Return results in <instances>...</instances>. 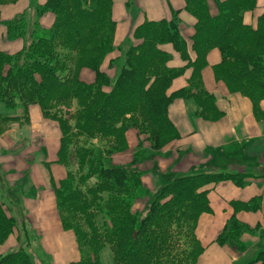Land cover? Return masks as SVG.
<instances>
[{
    "label": "trees",
    "instance_id": "16d2710c",
    "mask_svg": "<svg viewBox=\"0 0 264 264\" xmlns=\"http://www.w3.org/2000/svg\"><path fill=\"white\" fill-rule=\"evenodd\" d=\"M16 1L0 0V6ZM210 2L215 14L210 12ZM256 2L185 0V11L196 20L189 39L181 32L179 11L170 19L144 21L131 36L138 44L128 48L112 80L101 70L114 51L117 24L112 0H46L36 5L32 18L22 13L8 23V38L23 39L27 47L15 54L0 51V105L9 111L0 114V121L24 118L27 122L29 106L37 105L44 118L58 123L57 162L67 169V175L54 186V192L64 229L74 232L82 254L73 264H99V253L105 247L111 248L115 264L196 263L202 248L195 226L199 215L209 211L203 188L221 180L243 186L246 176L177 175L145 192L143 172L109 164L108 157L127 148L123 134L130 124H137L135 114L150 115L161 132L171 127L167 135L174 132L168 118V106L174 99L193 98L198 114L206 118L220 115L215 97L204 90L201 80L206 56L213 48L221 54L214 69L216 79L223 80L230 91L250 98L258 110L264 99V11L254 26L243 20ZM48 12L54 20L46 29L38 20ZM164 44H171L180 54L183 66H169L172 55L162 48ZM123 47L127 48V42ZM81 66L95 73L94 82L80 79L77 70ZM187 69H191L188 87L201 95L188 87L167 95L172 81ZM144 196L148 201L142 211L134 212L135 199ZM4 208L0 199V238L10 232L9 222L13 223ZM192 222L193 227L189 226ZM239 233V223L232 220L217 242L222 244ZM22 248L1 255L0 264H34ZM249 264H264V247Z\"/></svg>",
    "mask_w": 264,
    "mask_h": 264
},
{
    "label": "crops",
    "instance_id": "0c3cea01",
    "mask_svg": "<svg viewBox=\"0 0 264 264\" xmlns=\"http://www.w3.org/2000/svg\"><path fill=\"white\" fill-rule=\"evenodd\" d=\"M32 1L34 5H43L46 2L20 0L13 5L17 8L15 12L10 6L2 9L1 18L5 21L4 26H0V51L15 54L22 49L19 39L12 42L7 39L5 22L24 13ZM112 4L113 19L117 24L115 37L120 36L119 40L131 38L134 29L146 20L170 19L174 11H179L183 36L189 39L194 33L196 20L185 11V0H112ZM263 11L264 0H257L256 8L244 14V24L254 26ZM210 12L216 13L212 2ZM53 20V14L48 12L39 18L38 24L47 29ZM123 39L121 43L124 42ZM162 48L173 55L169 62L170 67H181L185 64L172 47ZM193 55L191 53L192 58ZM220 62L221 54L217 48H213L208 52L206 66L201 71L203 88L215 97L220 119L212 122L199 117V108L193 99L174 100L168 106V118L180 133V139L175 143L177 151L185 157L196 158L191 162L192 165L183 169V175L230 173L246 176L243 186H238L231 180H221L203 188L207 191L209 211L200 214L196 223L195 236L202 252L195 264H249L264 247V99L259 102L256 111L250 98L229 93L225 84L215 77L214 69ZM83 76L84 74L80 75L83 82H93V78L87 80ZM189 77L190 70H187L175 78L168 92L186 87ZM1 112L9 113L0 105ZM41 118L43 119L40 107L29 106L28 127L33 129L31 126H38ZM24 120L22 118L17 122L26 123ZM55 131L52 138L39 136L44 137L39 156L37 152L35 155L26 152L27 144L18 148L20 152H15L18 150L16 148L12 153L8 152L5 145H0V167L7 174L6 180L15 185L12 177L17 176L19 181L18 191L23 196V200L19 202L23 212L21 223L28 236V240L22 238V241L24 246H30L28 254L34 264H73L80 259L76 240L70 231L65 232L61 228L54 205V186L57 187L67 175L66 168L57 162L60 136ZM24 137L30 140V132ZM8 138L13 139L12 136ZM29 143L31 146L32 143ZM170 148L169 146L168 149ZM205 154L206 159L211 156L210 159L214 157L213 160L206 162ZM218 157H222L229 164L223 166L221 171L208 170L207 165L214 163ZM230 162H236L237 165L231 167ZM202 165L206 167L202 168ZM3 187L0 180V190L4 191ZM254 200L257 201L256 204L251 203ZM234 203L248 204L250 207L236 208ZM232 220L240 225L239 235L222 244L218 243V237ZM99 260L101 264H115L112 251L108 247L100 251Z\"/></svg>",
    "mask_w": 264,
    "mask_h": 264
},
{
    "label": "rangeland",
    "instance_id": "374dc122",
    "mask_svg": "<svg viewBox=\"0 0 264 264\" xmlns=\"http://www.w3.org/2000/svg\"><path fill=\"white\" fill-rule=\"evenodd\" d=\"M18 1L7 3V4L0 6V26H4V21H5V19L1 18L2 9L4 7L10 6L12 7L13 12H15L17 8H14L13 5H15ZM24 13L25 15H27V18H32V16H35V13H37V8H36V5H34L33 1L29 5V8L24 11ZM9 22L10 21L5 22L6 27ZM119 38L120 36H118L117 38L115 37L114 47H113L114 51L110 55H108V57H110L109 60L104 61L101 66V70L105 72L110 77L111 80L114 79L116 72L117 71L119 72L120 65H121L120 62L121 60L122 61L124 60V56L126 55L128 48L131 47L132 45L138 44V40H135L133 38L132 40L131 38H127V37L124 39L121 38L120 40ZM7 39L12 42L14 40H18L19 38L14 39L12 38V35H10L9 38L7 36ZM122 39L124 42H127V48L123 47V42L121 43ZM19 40L20 42H22V48L23 46L27 47V43L25 40L23 39H19ZM165 46L173 47L171 44H164L162 47H165ZM175 53L181 60L180 54L177 52ZM172 58H173V55H172ZM115 62L116 64H114ZM187 70H190V75H191V69H187ZM77 73L79 77L80 75L84 74L83 77L86 78L87 80L92 79V78H93V82L95 80V73L87 67L81 66L80 68H78ZM216 80L223 82L229 93L241 94L239 92L230 91L228 85L223 80H219V79H216ZM186 87H188V82H187ZM169 89L167 90V95H171L172 93L178 91L176 90L174 92L169 93L168 92ZM188 89H190V91H192L193 93H196V95H199V96L201 95L199 93V90L194 87L190 86L188 87ZM179 99H193V98H179ZM198 100H199V97H198ZM163 102L165 103V101ZM194 102L196 101L194 100ZM142 114L144 113L142 112ZM198 116L208 121H212V122L219 120L221 117V115H218L216 119H209L200 114ZM211 117H213V115ZM134 120L135 121L137 120V124L133 125V123L130 122L132 124L128 126V128L125 130L123 134L127 148L124 151L118 150L116 152L110 153L108 157L109 164H112L114 166L129 165L131 169L143 172L141 176V187L145 192L154 191L160 185V183L165 179H168L172 176L185 174L183 173L185 171L183 169L189 167V165H192L191 162H193L196 158L194 159L191 156L185 157L182 153H179V151H177V149L175 148V143L180 139V133L177 131V129L175 128V131L169 135L167 134L171 132L172 130L171 127H168L167 130H164L161 132L159 128L157 127V125L155 124V122H151L152 120L150 119V115H147V116L142 115L141 117H139V114L138 115L135 114ZM163 120L164 118L162 117V121ZM39 121L40 122H38L37 124L38 126L36 127L31 126L33 129L28 127L27 122L20 123L16 121H0V145H5L6 148L8 149V152L11 151L12 153L14 150H16V148L20 149V147H24L27 144L26 152L34 153V155L37 152V155L39 156L38 154V152L40 153L39 148L42 147L41 145H43L42 140L44 139V137L52 138L54 136L53 131L56 130L61 138V131L56 121L50 120L44 117L43 119L41 118ZM28 131L31 134V139H30L31 141L26 140L24 137L26 136ZM5 135L6 137L2 140L1 137ZM40 135L44 137L40 138L39 137ZM9 136H12L13 139L10 140L8 138ZM35 139H37V141ZM21 142L23 145L21 144ZM29 142L32 143L31 146H29L30 145ZM169 146L171 147L170 149H168ZM59 147H60V142H59ZM119 147L121 148V146ZM19 149L15 152H20ZM206 155L207 154L204 155V159L206 162H209V160H211L210 159L211 156H209V159H206L205 158ZM23 156H25V154H23ZM227 164H229V162L224 161L222 157H218L217 159H215L214 163L211 162L210 164L207 165V167H208V170L211 169L214 171H221V168H223V166H227ZM235 165H237L236 162H230L231 167ZM204 167H206V165H204L202 168ZM72 169H74V165L72 166ZM204 170H207V169H204ZM6 176H7L6 172H4L2 167H0V180L2 181V185H4L3 188L5 191L4 194L0 193V199L4 201L5 203L4 209L6 211V214L9 215L13 221V223L9 222L10 232L7 235H4L2 238H0V256L6 255L11 252H15L17 249L20 248V246L23 247L22 248L23 252L26 253V255H28L30 251L29 249L30 246L29 247L28 245L27 247L24 246L23 245L24 240L22 239V238H27L28 236L26 234V230L23 229V225L21 223L23 212L21 210V207L19 206V202L23 200V196L18 191L20 187L19 181H17L16 179L17 176L12 177V183L13 184L15 183V185H12L8 183V181L6 180ZM14 178L16 179V182ZM146 201H148L147 196H144L143 199L136 198L133 203V207H132L133 211L141 212ZM54 205H55V210L57 211V214H58L59 223H60L61 228L65 232L70 231L73 234L74 239L76 240V237L73 231L64 229V226L61 220V212L58 208L57 198L55 194H54ZM189 226L193 227V222ZM19 244L20 246L18 247ZM76 244L78 246L77 240H76ZM81 256L82 254L80 253V258ZM98 261H99V264H101L99 260V256H98Z\"/></svg>",
    "mask_w": 264,
    "mask_h": 264
}]
</instances>
